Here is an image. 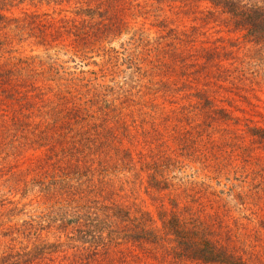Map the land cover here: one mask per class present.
I'll list each match as a JSON object with an SVG mask.
<instances>
[{"label":"rangeland","instance_id":"obj_1","mask_svg":"<svg viewBox=\"0 0 264 264\" xmlns=\"http://www.w3.org/2000/svg\"><path fill=\"white\" fill-rule=\"evenodd\" d=\"M1 3L0 264H224L172 254L161 209L264 256V53L228 14L208 0ZM185 35L243 70L184 69ZM109 203L148 213L158 240H130L113 209L100 241L83 236L74 211Z\"/></svg>","mask_w":264,"mask_h":264},{"label":"trees","instance_id":"obj_2","mask_svg":"<svg viewBox=\"0 0 264 264\" xmlns=\"http://www.w3.org/2000/svg\"><path fill=\"white\" fill-rule=\"evenodd\" d=\"M208 1L215 7L220 8L222 12L228 14V22L240 30L245 31V36L248 38V41L260 46L258 53H264V0ZM3 5L1 3L0 6V28L5 25V21L7 20V16L2 12ZM185 37H180V51H187L191 54L186 53L185 56L180 55V63H182L184 69L187 67H196L199 63L200 66H203L202 69H206V67L214 69L210 71L214 78L219 79L223 77L224 80H227L232 72H241L243 70L236 65H234L232 70L222 65V60L226 59L231 60L229 62L230 65L238 63V58L234 55V51L229 50L226 46L189 47L188 44L192 45L191 42L193 41L188 35H185ZM199 59L203 61L200 62L198 61ZM187 60H191L192 63H188ZM243 62L245 63V61L241 60L239 64L242 65ZM209 74L207 73V75ZM252 132V134L262 137L264 128H254ZM156 176V172H150V181L152 182L153 180L156 182ZM99 207L102 210L101 212L97 211L98 218L96 216L92 217L91 213L85 211L80 212L79 209L74 211L77 217L84 220L85 229H83V236L95 234L100 241L101 233L98 227L99 223L104 222L102 220H105L110 215L109 212L111 209H113L114 211L117 210L115 217L120 214L121 220L124 222L122 228L127 230L128 233L126 234L130 240H134L135 242L148 240L153 242L158 240L157 231L152 226L154 221L151 219L150 227L144 222L151 217L148 213L136 210V213L131 215L130 211L122 209L114 203L101 204ZM158 219L161 222L165 238L170 243L167 246L170 252L176 257L185 256L188 259L224 264H264L263 253L255 251L254 247L241 250L240 252H236L234 249H227L217 239H212L208 233V231L210 232L208 224L199 222L196 218L191 219V217L179 215L175 211L168 212L167 209H161L158 212ZM116 230L117 227L111 229V231L117 232ZM94 252H97V250ZM95 256H98V253Z\"/></svg>","mask_w":264,"mask_h":264}]
</instances>
